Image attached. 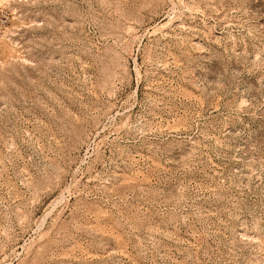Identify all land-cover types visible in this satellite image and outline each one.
<instances>
[{
  "label": "rangeland",
  "instance_id": "obj_1",
  "mask_svg": "<svg viewBox=\"0 0 264 264\" xmlns=\"http://www.w3.org/2000/svg\"><path fill=\"white\" fill-rule=\"evenodd\" d=\"M0 264H264V0H0Z\"/></svg>",
  "mask_w": 264,
  "mask_h": 264
}]
</instances>
